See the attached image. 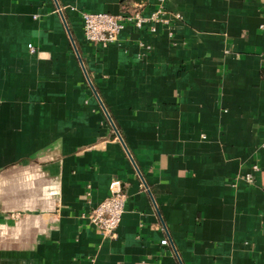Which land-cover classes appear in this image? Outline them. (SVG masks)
Here are the masks:
<instances>
[{
	"label": "crops",
	"instance_id": "0c3cea01",
	"mask_svg": "<svg viewBox=\"0 0 264 264\" xmlns=\"http://www.w3.org/2000/svg\"><path fill=\"white\" fill-rule=\"evenodd\" d=\"M57 2L0 0V264H264V0ZM135 3L169 25L86 41Z\"/></svg>",
	"mask_w": 264,
	"mask_h": 264
},
{
	"label": "built area",
	"instance_id": "2783aa9c",
	"mask_svg": "<svg viewBox=\"0 0 264 264\" xmlns=\"http://www.w3.org/2000/svg\"><path fill=\"white\" fill-rule=\"evenodd\" d=\"M60 10L58 11L60 12ZM81 21L86 41L102 48L116 44L121 33L127 27L155 32L159 25H169V19L166 16V9L163 4L148 13L145 12L141 3H135L119 15L84 12L81 14ZM29 48L34 52L32 45ZM262 57L264 58V54ZM256 171H258V166L254 165L253 172ZM253 177V174H248L245 180L252 183ZM126 201V186L119 181H114L111 184L110 196L104 199L89 214L83 215V218L89 224L95 226L105 238H116V231L122 220ZM162 244L167 245V240H163Z\"/></svg>",
	"mask_w": 264,
	"mask_h": 264
},
{
	"label": "water",
	"instance_id": "95a60500",
	"mask_svg": "<svg viewBox=\"0 0 264 264\" xmlns=\"http://www.w3.org/2000/svg\"><path fill=\"white\" fill-rule=\"evenodd\" d=\"M55 2H56V5H57L58 10H60L61 8H60V6H59L57 0H55ZM60 13H61V15H62V17H63V14H62L61 10H60ZM63 18H64V17H63ZM95 93H96V91H95ZM96 94H97V93H96ZM102 105H103V104H102ZM110 120H111V119H110ZM119 138H120L121 141H122V138L120 137V135H119Z\"/></svg>",
	"mask_w": 264,
	"mask_h": 264
}]
</instances>
